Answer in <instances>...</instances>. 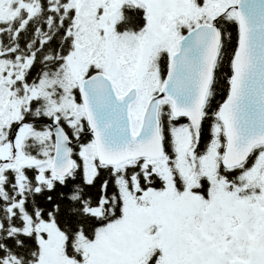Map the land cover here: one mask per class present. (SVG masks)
Here are the masks:
<instances>
[{
    "label": "snow or ice",
    "instance_id": "6c2138e0",
    "mask_svg": "<svg viewBox=\"0 0 264 264\" xmlns=\"http://www.w3.org/2000/svg\"><path fill=\"white\" fill-rule=\"evenodd\" d=\"M0 264H264V0H0Z\"/></svg>",
    "mask_w": 264,
    "mask_h": 264
},
{
    "label": "trees",
    "instance_id": "16d2710c",
    "mask_svg": "<svg viewBox=\"0 0 264 264\" xmlns=\"http://www.w3.org/2000/svg\"><path fill=\"white\" fill-rule=\"evenodd\" d=\"M223 93L218 89V95H217V99L220 98V96L222 95Z\"/></svg>",
    "mask_w": 264,
    "mask_h": 264
}]
</instances>
